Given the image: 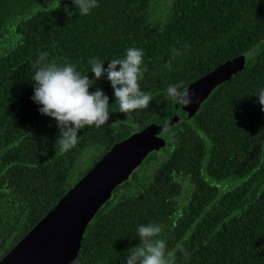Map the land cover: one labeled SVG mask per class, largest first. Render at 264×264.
Returning <instances> with one entry per match:
<instances>
[{
  "label": "trees",
  "instance_id": "1",
  "mask_svg": "<svg viewBox=\"0 0 264 264\" xmlns=\"http://www.w3.org/2000/svg\"><path fill=\"white\" fill-rule=\"evenodd\" d=\"M167 1L154 16V0H98L88 15L73 0H0V260L75 184L82 153L103 149L97 163L159 111L175 109L170 84L188 87L210 74L222 76L219 88L198 116L169 130L162 158L151 153L143 172L115 189L120 195L88 225L74 264H125L140 244L138 226L148 223L161 226L176 264H264V111L256 97L264 88V0ZM129 48L144 52L139 83L150 107L131 121L110 112L107 124L80 130L76 147L61 152L57 121L32 99L37 59L47 53L48 62L75 64L95 81L89 91L99 88L114 104L110 81H96L89 58L107 68Z\"/></svg>",
  "mask_w": 264,
  "mask_h": 264
},
{
  "label": "clouds",
  "instance_id": "2",
  "mask_svg": "<svg viewBox=\"0 0 264 264\" xmlns=\"http://www.w3.org/2000/svg\"><path fill=\"white\" fill-rule=\"evenodd\" d=\"M73 3L81 15H88L99 6L98 0H73ZM64 10L69 17L74 15L67 7ZM172 52L180 55L176 48ZM143 57L142 49L129 48L123 59H112L107 68L99 58H89L91 73H94L96 81L106 76L114 91L115 105L129 121L133 120L134 113L138 114V110L149 108L153 99L150 93L141 90L139 83L146 71L142 67ZM47 58L48 54L42 53L36 61L32 99L42 105V115L57 121L59 137L56 146L66 153L76 147L80 130L91 126L99 128L109 122V97L99 88L90 92L95 81L77 71L75 64L58 65L55 61L48 62ZM166 91L167 97L174 103L187 107L194 102L195 93L182 82L170 84ZM256 97L264 111V88L259 89ZM161 232L159 224L139 225L137 236L140 244L128 251L125 264H176L175 252L168 250L166 241L159 238Z\"/></svg>",
  "mask_w": 264,
  "mask_h": 264
},
{
  "label": "water",
  "instance_id": "3",
  "mask_svg": "<svg viewBox=\"0 0 264 264\" xmlns=\"http://www.w3.org/2000/svg\"><path fill=\"white\" fill-rule=\"evenodd\" d=\"M231 75L234 70L227 69ZM222 76L206 75L188 86L193 103L164 108L144 126L116 143L1 260L0 264H74L85 231L115 189L144 160L168 144V131L190 119L218 87Z\"/></svg>",
  "mask_w": 264,
  "mask_h": 264
},
{
  "label": "rangeland",
  "instance_id": "4",
  "mask_svg": "<svg viewBox=\"0 0 264 264\" xmlns=\"http://www.w3.org/2000/svg\"><path fill=\"white\" fill-rule=\"evenodd\" d=\"M210 75V74H207ZM206 76V75H205ZM114 104H110V112H113L114 115L119 116L121 113L119 112V108L117 105ZM126 126H128V123H125ZM103 151V149L97 148V149H92V148H88L84 153H82L77 160L75 161V165L73 167V169L71 170V175H70V179L69 181L71 182V184L76 183L85 173L87 170H89L94 163L97 160V157L99 156V153H101ZM159 158H162L165 155V152H160L158 153ZM144 166L143 167H139L137 170L141 172H143L144 170ZM119 192L117 191V193L115 195H113L112 198H115L116 196H119Z\"/></svg>",
  "mask_w": 264,
  "mask_h": 264
},
{
  "label": "flooded vegetation",
  "instance_id": "5",
  "mask_svg": "<svg viewBox=\"0 0 264 264\" xmlns=\"http://www.w3.org/2000/svg\"><path fill=\"white\" fill-rule=\"evenodd\" d=\"M154 2H156V3H154L153 4V6H151L152 7V11H153V13H154V16L157 14L158 15V11L160 10V7H159V5L160 6H162V3H159V2H161V0L160 1H156V0H154ZM159 3V4H158ZM165 8L168 6V1L167 0H165ZM163 13V12H162ZM234 71H233V73L236 71V69H233ZM232 73V74H233ZM218 84H219V82H218ZM219 86L220 85H218V87H217V89L219 88ZM216 89V90H217ZM216 90H214L213 91V93H215L216 92ZM212 93V94H213ZM212 94H211V96H212ZM211 96L200 106V108H199V110L196 112V114L195 115H193L192 117L194 118V117H196V116H198L199 115V113H200V111H201V109H202V107H203V105L205 104V103H207V101L211 98ZM179 123V122H178ZM167 133H169V131L167 132ZM170 137V134H168V136H167V138H169ZM167 147V144L165 145V147H163L161 150H159V151H157L156 153H160V152H164L165 150H163V149H165Z\"/></svg>",
  "mask_w": 264,
  "mask_h": 264
}]
</instances>
